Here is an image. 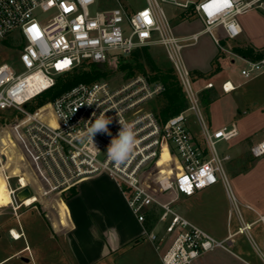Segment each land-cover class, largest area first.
<instances>
[{
	"label": "built area",
	"instance_id": "built-area-1",
	"mask_svg": "<svg viewBox=\"0 0 264 264\" xmlns=\"http://www.w3.org/2000/svg\"><path fill=\"white\" fill-rule=\"evenodd\" d=\"M160 2L184 9L193 5L202 29L184 37L174 35ZM93 3L0 0V41L13 38L18 51L15 63H0V116L5 112L4 120L13 116L11 124L5 123L6 128L0 132V174L10 198L8 204L16 213L35 202H57L62 193L80 181L106 174L143 225V234L162 264H192L216 248L228 250L225 240L216 239L174 207L179 195L191 196L216 183L217 174L236 211L239 204L223 169V162L230 156L221 155L216 148L218 141H229L238 130L235 125L209 127L201 113L199 90L192 86L191 73L180 51L195 44L201 33H208L221 48L216 28H221L229 39L237 37L241 32L237 15L261 5L262 0H229L227 7L222 6L223 0H145V5L132 13L118 0L112 7L91 12ZM144 13L151 23L146 22ZM152 45L162 47L186 101L183 110L165 120L154 105L149 104V109L140 107L164 91L160 81L143 74L116 86L104 79L81 82L32 112L25 110V105L49 89L57 76L81 64H114L135 48ZM262 70L264 59L248 60L247 68L240 72L250 79ZM211 87L209 81L203 85ZM221 90L230 92L234 86L225 81ZM47 105L50 111L44 110ZM188 111L199 122L200 139L187 126ZM17 114L21 118L16 119ZM101 115L110 118L107 127L111 135L97 132L92 143L87 129ZM127 124L134 125L137 143L128 158L117 164L107 151ZM163 151L168 156L164 161ZM249 152L255 158L264 157V138L252 144ZM15 164L18 172L11 174L9 169ZM25 188L29 194L19 196ZM29 196L34 200L27 204ZM148 220L150 227L145 228ZM239 221L237 232L249 237L251 223L241 218ZM256 221L264 226V214H258Z\"/></svg>",
	"mask_w": 264,
	"mask_h": 264
},
{
	"label": "rangeland",
	"instance_id": "rangeland-1",
	"mask_svg": "<svg viewBox=\"0 0 264 264\" xmlns=\"http://www.w3.org/2000/svg\"><path fill=\"white\" fill-rule=\"evenodd\" d=\"M116 1L117 0H94V3L89 7V9L91 12H94L96 10L112 7L116 5ZM118 1L129 13L140 9L145 5V0ZM178 1L184 2L185 0ZM159 5L167 15L174 35L178 36L181 34H186L201 28L197 21H191L195 18L194 14L185 17L183 16L182 13L186 12L184 8L165 2H160ZM185 19L186 21H181ZM125 24L126 23H124V25ZM214 47L215 46L211 39L205 33L199 35L195 44L184 46L181 49V58L190 73L191 70L188 59L191 58L192 61L196 60L203 62L207 58V55L214 50ZM16 48L17 45L13 38L6 39L5 42L0 41V63H15L18 54ZM148 50L156 63L168 64V60L166 59L165 53L161 46L152 45L148 47ZM130 60L131 55H127L118 59V61H116L114 64H105V69L109 72V75L104 78V80H107L111 86H116L122 81H125L126 79L124 78V72L119 70V65ZM16 66L18 67V65ZM242 67L247 68V65L240 64L236 61L232 67V71L238 70L239 72L240 68ZM138 74H142V72L135 69L132 76ZM223 75L224 74L222 72H216L211 78L214 82H217L221 80ZM257 81L252 84L249 83L245 86V95L239 94L238 96H235L232 93H220L219 105L224 119L228 121V126L231 125L230 121H232L233 118L237 116V110H240L241 112H243V110L244 112H250L249 109L253 108L257 104H260L262 107H264V84ZM192 86L196 88V83L193 81V79ZM38 98H34L29 101L24 107L25 110L32 112L33 109H36V102ZM149 104L157 107V98L149 101L148 104L146 103L141 105L140 107L149 109ZM44 110L50 111L51 106L47 105ZM201 113L207 122V117L202 107ZM6 115L7 112L0 116V132L6 128L4 126L5 123L11 124V120L13 121L12 115H10L12 118L6 117L4 120ZM14 116L16 119L21 118L20 114ZM187 126L192 134L200 139L199 122L192 111H188ZM261 138H264V130H259L253 133L250 138H246L244 141H241V143L238 144H231L225 140H220L216 144V148L221 155L226 153L230 156L228 161L223 162V169L225 171L229 186L239 202H241L242 199L240 197V193L238 192L236 180H234L233 176L249 171L254 163H256L258 160L261 161L262 158L255 159L249 153V146ZM3 141L7 142L6 137L3 138ZM13 154L15 156V153ZM166 156V151H163L162 161H164ZM7 165L9 164L7 163L6 167H8ZM169 174L172 175V172ZM216 176V183L197 191L191 196L179 195V199L174 205L175 210L179 214L186 217L202 229L206 230L210 235L214 236L215 231L221 232V230H223L222 227H220V221L225 220L230 210L232 211L233 217L235 218L236 216L234 206L228 197L224 183L218 174ZM259 177L264 178V162L260 164ZM256 178H258V176L254 175L253 177L246 179V182L249 181L248 183L245 181H239L238 183L244 190L249 189L250 192H252V190L257 191L260 186L257 184ZM4 183L5 182L0 174V258L13 252L14 250L22 248L23 244L28 243L32 250H25L18 254L17 257L8 258L6 264H46L47 262L49 264H61L59 262L61 249L58 246L61 245V248L62 245H65V247L67 246L62 242V237L56 236V234H54L52 228V218L56 219L58 216L57 202L52 201L50 204L35 202L34 205L30 207L22 206L19 208V210H17L16 213H14L11 208V204H8L9 202L6 198V189ZM68 194V192L62 193L60 198L64 199ZM238 207L241 213L245 216L246 208L243 206V202L238 204ZM11 228H17L18 230L21 228L24 230L25 236H22V238L16 239L15 241H11V239H14L9 232ZM237 242H239V244L229 246L231 251L242 257L244 260L248 261L250 264H264V247H262L259 242H256L257 247H255L249 242L248 237L245 235H239L237 237ZM218 254L219 255L214 259L216 262L223 260V258H227L228 264H246L231 253L226 252L223 254ZM65 256L67 262L66 264H74L73 257L69 252L65 251ZM23 258H28L29 260L25 261ZM96 264H162V262L154 250L152 243L142 232L141 236L138 237L137 242H131L126 248L109 252Z\"/></svg>",
	"mask_w": 264,
	"mask_h": 264
},
{
	"label": "crops",
	"instance_id": "crops-1",
	"mask_svg": "<svg viewBox=\"0 0 264 264\" xmlns=\"http://www.w3.org/2000/svg\"><path fill=\"white\" fill-rule=\"evenodd\" d=\"M262 2H264V0H262ZM181 21H186V19ZM191 21H197L201 28L186 34L178 35L179 37L187 36L202 29V23L196 15ZM237 21L241 29L237 37L232 39L225 37L223 30L218 27L215 32L219 38L221 48L213 41L211 36L206 33L215 46L214 50L207 55V58L203 62L196 60L192 61L191 58L188 59L192 79L196 83V88L199 90L200 99L201 95L208 90L213 93V97L207 104H204L202 100H200L209 127L217 129L224 126L230 127L231 125H235L237 128L238 134L228 141L231 144L241 143V141H244L246 138H250L253 133L264 130V107L260 104L249 109L250 112H244V110L241 112L237 110V118L234 117L233 120L230 121V126H228V121L224 119L219 105L220 93H232L235 96L239 94L245 95V86L249 83L252 84L258 80L257 82L264 84V70L256 73V75L250 79H246L241 75L240 71L245 69L243 67L240 68L239 72L238 70L232 71V67L236 61L240 64L247 65V61L251 60L235 53L232 47L250 46L255 50L264 49V6H262V4H257L255 7L238 14ZM216 72H222L224 75L221 80L214 82L211 77ZM208 81L213 83V87L203 88L204 83ZM225 81L230 82L231 85L234 86V90L223 92L221 90V84ZM258 158H262L261 161L258 160L254 163L249 171L233 176L238 186V192L242 199L241 202H243V206L246 208L245 216L241 213L239 207L237 211L235 210V218L230 210L225 220L220 221V227H222L223 230H221V232L215 231V236L212 235L218 240H225V245L228 250L216 248L201 255L192 264H228L227 258H223L225 262L223 260L218 262L214 261L215 257L219 255L218 253L223 254L226 252L233 254L246 264H250L229 248V246L239 244V242H237V237L239 235L248 237L246 233L237 232L240 218L243 222L251 223V228L248 231L249 242L255 247H257L256 242H259L261 246L264 247V226H262L261 222L256 221L258 214H264V178L259 177V168L260 164L264 162V157H256L255 159ZM7 166L9 168V165ZM9 172L11 174L17 173V165L11 166ZM254 175L258 176L256 181L260 188H258L257 191L252 190V192H250L249 189L244 190L241 188L238 182H246V179ZM248 182L249 181L246 183ZM5 189L6 198L9 202L10 198L6 185ZM72 190H74V193L69 195ZM66 192L69 193L67 197L60 199L61 201H57V218H52L54 234L62 237V242L67 246L65 247V245H62V248L60 247L61 245L58 246L61 249L59 255V262L61 264L67 263L65 251L72 255L74 264H96L109 252L126 248L134 239L141 236L143 225L135 219L118 186L106 174L86 178L80 181L75 187L71 188L70 191ZM241 202L238 201L239 204H241ZM246 205H249L250 208ZM11 229H15L20 235V238L25 236V232L21 228L20 230L17 228ZM229 234L231 237H228ZM16 239H11V241H15ZM25 250H32L28 243L23 244L22 248L1 257L0 264H6L8 258L17 257L18 254ZM23 260H25V258H23ZM46 264L49 263L47 262Z\"/></svg>",
	"mask_w": 264,
	"mask_h": 264
},
{
	"label": "trees",
	"instance_id": "trees-1",
	"mask_svg": "<svg viewBox=\"0 0 264 264\" xmlns=\"http://www.w3.org/2000/svg\"><path fill=\"white\" fill-rule=\"evenodd\" d=\"M185 11V13H182L184 17L193 15V5H189L188 9H185ZM2 41L5 42L6 39ZM232 50L235 53L251 60L264 59V49L255 50L250 46H245L232 47ZM129 55H131V60L119 65V70L124 72L125 79L132 77L135 69H137L142 72L143 75H148L150 80L160 81L164 85V91L157 97L158 104L156 107L162 120L178 113L186 107L185 97L182 93L174 69L169 61V65L165 63H156L147 46L135 48ZM105 67V64H81L73 71L57 76L54 84L36 97H39L36 102V108L52 101L62 92L69 90L78 83L92 82L106 78L109 75V72L105 69ZM212 97L213 93L208 90L201 95L200 100H202L204 104H207ZM167 158L168 156H166L164 160ZM73 193L74 190H72L69 195ZM144 227H150L149 220L144 223ZM137 241L138 238L134 239L132 242L135 243Z\"/></svg>",
	"mask_w": 264,
	"mask_h": 264
},
{
	"label": "clouds",
	"instance_id": "clouds-1",
	"mask_svg": "<svg viewBox=\"0 0 264 264\" xmlns=\"http://www.w3.org/2000/svg\"><path fill=\"white\" fill-rule=\"evenodd\" d=\"M110 118H106L105 115H101L96 118L92 123V126L87 129V138L93 143V137L97 132H104L111 135L108 132V124ZM136 133L134 131L133 124H127L122 126V130L118 133L116 138H113L108 148L109 157L117 164L123 163L136 145Z\"/></svg>",
	"mask_w": 264,
	"mask_h": 264
},
{
	"label": "bare ground",
	"instance_id": "bare-ground-1",
	"mask_svg": "<svg viewBox=\"0 0 264 264\" xmlns=\"http://www.w3.org/2000/svg\"><path fill=\"white\" fill-rule=\"evenodd\" d=\"M50 123L54 124V120L50 119ZM32 200H34L33 196H29L26 203L29 204V203H31ZM11 230H12L11 231L12 237L17 238V239L20 238V235L18 234V232L15 229H11Z\"/></svg>",
	"mask_w": 264,
	"mask_h": 264
},
{
	"label": "snow or ice",
	"instance_id": "snow-or-ice-1",
	"mask_svg": "<svg viewBox=\"0 0 264 264\" xmlns=\"http://www.w3.org/2000/svg\"><path fill=\"white\" fill-rule=\"evenodd\" d=\"M223 7H227L229 6V0H223V4H222ZM145 16V19H146V22L147 23H151V21L147 18V14L144 13L143 14ZM30 31H32V29H30Z\"/></svg>",
	"mask_w": 264,
	"mask_h": 264
},
{
	"label": "water",
	"instance_id": "water-1",
	"mask_svg": "<svg viewBox=\"0 0 264 264\" xmlns=\"http://www.w3.org/2000/svg\"><path fill=\"white\" fill-rule=\"evenodd\" d=\"M262 6H264V2H262ZM29 194V191H28V189L27 188H25V189H23V191L22 192H20L19 193V196H21V195H25V196H27ZM25 260H29L28 258H25Z\"/></svg>",
	"mask_w": 264,
	"mask_h": 264
}]
</instances>
